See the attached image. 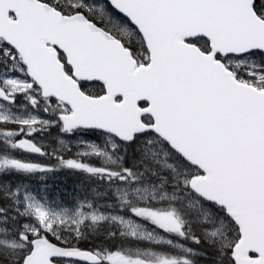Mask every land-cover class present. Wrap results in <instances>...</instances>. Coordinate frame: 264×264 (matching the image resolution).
<instances>
[{
	"label": "snow or ice",
	"instance_id": "1",
	"mask_svg": "<svg viewBox=\"0 0 264 264\" xmlns=\"http://www.w3.org/2000/svg\"><path fill=\"white\" fill-rule=\"evenodd\" d=\"M0 264H264V0H0Z\"/></svg>",
	"mask_w": 264,
	"mask_h": 264
}]
</instances>
